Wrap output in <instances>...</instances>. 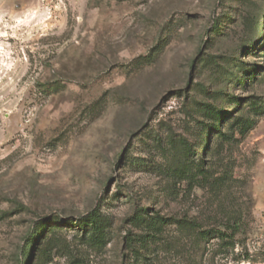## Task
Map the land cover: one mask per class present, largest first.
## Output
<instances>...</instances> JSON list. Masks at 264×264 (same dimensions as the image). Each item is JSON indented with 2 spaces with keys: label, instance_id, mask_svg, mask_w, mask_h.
Wrapping results in <instances>:
<instances>
[{
  "label": "rangeland",
  "instance_id": "obj_1",
  "mask_svg": "<svg viewBox=\"0 0 264 264\" xmlns=\"http://www.w3.org/2000/svg\"><path fill=\"white\" fill-rule=\"evenodd\" d=\"M19 261L264 264V0H0V264Z\"/></svg>",
  "mask_w": 264,
  "mask_h": 264
},
{
  "label": "trees",
  "instance_id": "obj_2",
  "mask_svg": "<svg viewBox=\"0 0 264 264\" xmlns=\"http://www.w3.org/2000/svg\"><path fill=\"white\" fill-rule=\"evenodd\" d=\"M211 109H212V111H215L214 108H211ZM221 115H224V113H221ZM221 115L219 113V116H221ZM209 133H210V131L208 129L202 131V142L204 141V136L206 134L209 135ZM208 137L210 138V135ZM142 211H144V210L143 209L142 210H139L138 213L139 212H142ZM138 213L135 215V218L134 219H137L139 217L138 216ZM8 215H9L8 212L2 213L1 218H5ZM98 215H99V213L96 211V212H93V213L89 214V217L88 218H91V216H98ZM88 218L86 220H82L80 222L81 226L82 225H83V227H86L87 226V220H88ZM47 223H48V221L42 222L41 224H39L38 228L39 229H42V228L44 229L45 228L44 226H46V227L48 226V228H49L50 225H47ZM49 223H52V225H55L56 227H60L63 224V221L60 220V219H58V218H54V219L49 220ZM66 224L69 225V223H66ZM70 225H71V223H70ZM223 229H224V232L220 233L219 231H215V233L216 234H219L221 236V238H224V239L225 238L226 239H233L234 236H236L237 234H239V232L241 231V225L237 221H234L232 223L225 224L224 227H223ZM205 235H207V233ZM39 236H40V233H38V232H36V235L35 234H32V235L29 236V238L27 240V243H26V246H27L26 247V250H23V255H28V256L30 255V251H29V249L27 250V248L28 247L29 248L34 247L36 245V241L38 240ZM51 249L53 250L54 248H51ZM51 249H50V251L52 252ZM43 253H44V251L42 252V254ZM44 255H45V253H44ZM45 259H46V261L48 260V262L51 261L50 258L45 257ZM19 264H21V261H19Z\"/></svg>",
  "mask_w": 264,
  "mask_h": 264
}]
</instances>
